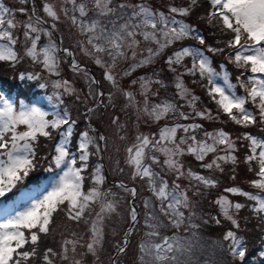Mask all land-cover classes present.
<instances>
[{
  "label": "snow or ice",
  "instance_id": "6c2138e0",
  "mask_svg": "<svg viewBox=\"0 0 264 264\" xmlns=\"http://www.w3.org/2000/svg\"><path fill=\"white\" fill-rule=\"evenodd\" d=\"M26 4L27 0H20ZM73 5V12L77 15H69L67 8L61 5L59 12H63L71 23L78 27L85 35L86 44L81 41V50L86 55L94 57L97 65L105 67L104 77L113 87L119 89L117 80L109 70L113 68L120 59H127V52L131 51V57L135 60L138 55L137 46L143 41L154 44L155 47L146 49L147 55L133 63L131 69L150 64L161 55L166 48L182 42L188 38L195 39L200 45H205V38L199 34L193 26L185 23L177 16L186 17L198 5V0H189L187 6H169L167 13L152 9L146 3H132L131 0H91L92 8L100 17H114L109 20V25H104L98 19L88 21L89 0H66ZM211 10L207 12L209 24L218 27L220 33L227 37L223 43L224 47H211L207 51L214 54H223L228 51V60L240 69L236 77V83L229 80L227 71H217L212 66V61L204 51L198 47L181 45L178 50L168 56L167 64L171 71L177 72L174 65L183 66L182 62L186 57L191 58V66L184 67V72L191 76L199 74L201 80L207 79V94L217 105V112H223L237 125L247 128L256 125L258 122L264 125V0H209ZM43 12L52 21L60 19L59 12L53 3L44 0ZM15 11L0 2V61L18 63L23 58L40 65L51 75L60 74V59L57 55L59 49L52 38V32L43 26L46 22L36 14L33 6L29 10L25 7L18 9L20 13L27 14L26 21H18ZM22 27L24 47L17 48L20 38L16 31ZM55 28L56 24L53 23ZM48 38L44 46H39L41 36ZM64 53L72 57L73 53L63 49ZM105 54L111 61L108 64L97 54ZM70 67L74 72L83 71L84 76L89 79L88 96H93L91 85L98 82L88 76L86 70L81 69L75 58L71 60ZM223 67V66H221ZM125 72V75H130ZM247 74V75H246ZM39 76L29 74L28 79H36ZM183 73L176 76L175 87L178 90L180 99L185 100L193 110V115L181 111L180 106L173 101H165L160 104L149 106L147 96L144 97L143 107L137 110L147 115L154 121L165 119L170 113L178 114L183 120L200 117L201 119H219V115L213 116L211 110H197L196 103L199 97L193 95L184 85ZM222 83L217 82V78ZM141 89L147 91L148 86L153 82L151 78L140 77ZM161 83L160 81H155ZM196 81H194L195 83ZM136 84L137 81H132ZM53 86L56 89H63L64 94H72L76 90L68 80H55ZM237 86L244 89L243 95L237 94ZM45 87V84H40ZM57 97L61 95L56 93ZM102 97L103 93H95ZM123 95L130 104H134V96L131 91H123ZM111 98V94H110ZM77 99H81L77 96ZM88 97H84L87 103ZM249 103L253 106L248 107ZM88 113L93 108L87 109ZM49 113L36 104H25L20 101L17 105L4 94L0 93V197H4L21 184L26 177L35 171L39 163L45 159L40 154L41 137L51 140L56 132L60 133V141L55 145V154L51 161L57 169H60L58 177L51 183V186L44 189L43 194L31 198L30 202L20 210H16L3 219H0V264H84V252L79 249H86L87 253L98 256L103 246L104 232L103 220L105 214L116 211L117 202L109 199L115 195L110 190H104L101 185L105 182V176L101 173L99 165L92 171L91 186L85 185V171L89 168V158L100 151L97 138L90 135L88 130L80 133L76 151L70 147V137L73 135V127L76 121L71 120L69 112ZM113 124L118 121L113 119ZM62 126L65 130L61 131ZM91 128V125H89ZM122 127V126H120ZM199 123H174L172 126L165 125L160 129L156 138L146 134H139L135 143L126 149L128 157L126 163L134 169L133 178L146 179L149 189L158 202V212L145 199V209H152L145 213V224L148 231L139 244L141 264H191L193 252L197 246L210 251L211 259H205L203 264H224L221 259H216L217 254L223 256L227 253L231 257L230 264H248L249 249L246 239L238 235L240 224L237 213L245 205L239 202H232L226 195L219 196L214 203L219 206L220 215L224 221L229 222L230 227L223 233L221 238L205 241L199 233L200 225L192 223L196 213L195 203L192 197L201 194L203 188H214L218 181L211 176L201 175L189 169L184 171L180 157L185 153L191 154L197 161H201V167L205 169H217L223 171L221 162L231 161L237 163L236 142L230 134L223 129L213 132H204L203 138L198 139L196 130L201 129ZM178 130L191 135L179 136ZM264 130V129H262ZM94 131V130H93ZM242 138L248 141L249 154L245 161L251 165L255 161L258 166L256 179L249 183L252 187L264 192V137H258L249 132L242 133ZM123 139V137H121ZM99 141L106 140L104 135H99ZM223 146V147H220ZM96 149L95 152L91 148ZM156 152L163 154L162 164L169 172L176 174V180L171 184L164 179L161 172L154 171V166L160 165V159ZM224 152V155L218 153ZM212 154L210 162H204L205 157ZM151 161V164L148 161ZM250 171L253 169L250 167ZM122 171V170H121ZM187 178L189 187L194 188L191 196L189 188L182 187L177 181ZM235 178V177H233ZM195 182V183H192ZM117 187L125 192H130L132 197L137 195L136 188H128L123 181ZM226 193L238 194L246 197L255 204L252 211L256 215L264 214V198L249 191H243L240 187L225 188ZM99 206L91 219V227L87 239L83 234L72 231L69 235L62 236L59 251L53 247H47L41 252L39 244L43 236L49 235L53 229L54 214L64 212L67 219L79 224L89 223L88 217L92 216L94 206ZM185 210H188L186 216ZM130 219L132 225L124 235L123 244L116 246L117 253H125L128 237L133 232L135 222L138 219L137 209L131 207ZM211 220L216 225H221L222 220L218 216H212ZM204 223H209L208 219ZM173 228L176 231L172 235H162V230ZM181 229L187 235H181ZM79 256L80 258H77ZM253 264L257 260L264 264V250L253 257ZM111 264H119L118 259H112Z\"/></svg>",
  "mask_w": 264,
  "mask_h": 264
},
{
  "label": "trees",
  "instance_id": "16d2710c",
  "mask_svg": "<svg viewBox=\"0 0 264 264\" xmlns=\"http://www.w3.org/2000/svg\"><path fill=\"white\" fill-rule=\"evenodd\" d=\"M132 3H146L148 6H150L152 9L164 11L167 13L169 6H176V7H182L187 6L189 3V0H131ZM211 10V5L209 3V0H198V5L192 10V12L186 16V17H180L177 16V19L183 20L185 23L193 26V28L203 37L205 38V45H200L199 42L195 39L188 38L182 42H177L176 44L170 46L169 48H166L164 52L157 56L152 63H154L153 66H149L145 69H142L140 67L135 68L134 70L131 69V66L134 62H131V59L128 57L125 61L127 64V72L130 71V75H128V79L130 81V84L134 85L137 88V99H138V106L140 108L143 107L144 97L147 96L149 106L152 104H160L165 101H173L177 103L180 106V110L188 113L189 115H193V110L188 106L187 102L185 100L180 99L178 95V90L175 87L176 84V76L178 73H183L182 79L184 81L185 87L190 89L191 93L193 95H196L199 97V100L196 103V109L197 110H204L209 109L211 110L213 116L219 115V119H201L200 117H194L193 119L189 120H183L182 118L178 117V114L170 113L165 119L154 121L150 119L147 115L146 118L155 122V132H160V129L163 128L165 125L172 126L174 123H199L202 125L201 129L196 130L195 135L198 139L203 138L204 132H213L217 129H223L224 131L228 132L231 136V138L236 142V151L233 153L237 157V163L233 164L231 161L224 163L221 162L223 171L217 170V169H205L201 167V161H197L195 157L191 154L185 153L180 157V161L183 164L184 171L187 172V170L191 169L192 171H195L201 175L205 176H211L214 177L218 181V185L214 188H203L201 186V194L192 197L193 202L195 203L194 211L196 213L195 217L192 220V223L199 224L200 229L199 233L204 237L205 241H211L213 239L221 238L223 233L230 227L229 222L224 221L223 217L220 215V209L219 206H217L214 201L221 195H226L229 200L232 202H239L241 204H244L245 207L240 209L237 213V219L240 224V228L238 230V235L243 236L246 239L247 247L249 249V260L248 264H253V257H258L259 249L264 245V214H260L259 216L254 214L252 211V207L254 206L255 202L249 200L246 197L240 196L238 194H232V193H226L224 191L225 188L228 187H240L243 191H249L253 194H257L264 198V192H261L259 189H256L252 187V185L249 183L251 180L256 179V171H258V166L255 161L251 162V165L245 161V157L249 154V149L247 147L248 141L244 140L242 138V133L249 132L253 135H256L258 137H264V125L259 124V122L256 125H250L247 128L237 125L234 122H232L226 114H224L222 111L217 112V105L215 104L214 100L211 99V97L207 94V88L205 85H207V79L201 80L199 77V74L196 76L188 75L184 72V67H190L191 66V58L186 57L184 61L182 62L183 66L181 65H174L176 67L177 72H173L170 70L168 64H167V58L168 56L172 55V53L179 49L181 45L183 46H190V47H198L201 48L202 51H204L205 55H208L209 58L212 61V66L216 68L217 71H227L229 73V80H231L234 84L236 83V77L240 74V69H237L234 64L230 63L228 60V51L226 50L223 54H214L207 51V48L209 46L211 47H224L223 43H217L218 41H224L227 39V37L223 36L218 27L215 25L209 24L207 19V12ZM111 19H114V17H111ZM102 24L109 25V21L101 20ZM110 26V25H109ZM71 29L74 31L75 29L78 30L79 28L71 24ZM83 37H80V42L83 41L86 43L85 35L82 34ZM137 39H139L142 43L140 45V51H144V45L146 47H155L154 44H151L150 42L143 41V37L138 36ZM90 47V46H88ZM104 60L106 62H110V59L103 53H101ZM144 53L140 54L141 57L145 55ZM79 60L81 62H84L88 65H90L93 70L99 69L101 70L102 67H96L95 65H92V62H95L91 56L86 55L84 52H81V54H78ZM92 61V62H91ZM131 62V63H130ZM223 66V67H221ZM9 67H12V63L9 65ZM13 73H3L0 72V93L4 94L7 98L11 99L14 103H19L20 101L24 102H30L34 98H37L40 94L45 93L48 95H51L53 100L58 101L60 108L59 112H63L65 109V104H68V99L66 95H64L63 90L61 89H55L52 91V88L47 87V79L45 81V87L41 88L40 84L41 82H33L32 79H28V73L26 70L19 72V69H16V67L12 68ZM247 75V74H246ZM61 77L64 76L65 79H70L71 74L70 72L66 71L64 74L60 75ZM140 77L151 78L153 81L147 88V91L144 89H141L139 86L140 84ZM137 81L136 84H133L132 81ZM160 81L161 83H156L155 81ZM194 81H196L194 83ZM230 81V82H231ZM107 83V82H106ZM240 95L244 94V89L239 88L237 86ZM61 90V91H60ZM60 92L61 95L59 98L57 97L56 93ZM85 103L84 101L80 102V104ZM89 105V104H88ZM248 107L251 109L253 106L249 103ZM71 120L76 121V125H80L84 127L85 130H88V124L86 123L85 119L82 117V115H76L74 116L72 113H70ZM98 116H102L101 113H98ZM78 117L81 119V124L79 122ZM105 119V117H104ZM105 122V120H104ZM103 122V124H104ZM98 123V122H97ZM109 123L111 126H113L111 122V118H109ZM101 124V126L103 125ZM82 131V130H81ZM89 133H92L90 130H88ZM178 137L179 136H185V135H191L192 133L185 134L182 130H178ZM156 136H158L156 134ZM60 138V133L56 132L53 135V138L48 141V147L51 151V153L55 152V145L57 143V140ZM40 139H44L41 137ZM40 154L41 156H44L45 149L42 146V141H40ZM223 147V146H220ZM47 149V150H49ZM219 155H224V152L218 153ZM157 156V155H156ZM161 164L154 166V171L161 172L164 179H166L169 184L173 180H176V175L172 174L170 175L166 170L167 167L162 164V161L164 159V156L161 154H158L157 156ZM213 158L212 154H209L205 157L204 162H210ZM47 158L43 159L39 163V168H37L35 171L30 173L28 177L25 178V180L18 184L15 189H13L12 192L7 193L4 197H0L1 204L7 208V209H13L17 203H19L18 199V192L21 189L25 188H31V189H37L43 185L45 182V178L49 175H53L56 173V170L53 168V162H50V165H47ZM151 164V161L149 162ZM89 167L92 166L91 169H94L97 165L101 168V173L103 174L101 161L99 159V156L91 157L88 161ZM252 168L253 170L250 171L249 168ZM84 175L89 177L91 174L89 173V169H87L84 173ZM104 175V174H103ZM235 177V178H233ZM146 182V179L142 181ZM182 187L189 188V195L194 191V188L189 187V180L185 178H181L177 181ZM195 183V182H192ZM148 185V184H147ZM90 186V185H89ZM140 186V184H138ZM150 190V189H149ZM140 196V195H139ZM191 196V195H190ZM140 201L137 203V207L139 210V217L135 223L134 232L135 234H131L127 243V248L125 253H122L116 257V259L119 260V264H141L140 260V252H139V244L141 240L144 238L145 232L148 231V228L145 224V213L146 211L152 210V209H145L144 201L145 199H148L151 201V204L155 207V210L158 212V202L155 199V196L153 195L152 191L150 190L148 193H145L141 198H138ZM1 213V212H0ZM94 210L92 212L93 216ZM185 214L187 216L188 210H185ZM92 216L88 217L89 220H91ZM212 216H218L222 220L221 225H216L214 221L211 220ZM208 219L209 223L205 224L204 220ZM83 223V222H81ZM64 228L62 227V230ZM176 230L169 227L162 230V235H172L173 232ZM181 235H187L183 232V229H181L180 232ZM68 235V234H49L47 236H43L42 234V240L39 244V248L43 247H50L49 245H56L58 246V243L61 242L60 239L62 236ZM84 238L87 239L89 234H83ZM210 251L205 246L203 249L197 246L193 252L191 264H203V261L205 259H211ZM106 256H100V258H96L95 263L100 264L105 263ZM217 261L219 262L221 259L224 261V264H230L231 257L227 255V253H224L223 256H220L217 254L216 256ZM111 264V260H110Z\"/></svg>",
  "mask_w": 264,
  "mask_h": 264
},
{
  "label": "rangeland",
  "instance_id": "374dc122",
  "mask_svg": "<svg viewBox=\"0 0 264 264\" xmlns=\"http://www.w3.org/2000/svg\"><path fill=\"white\" fill-rule=\"evenodd\" d=\"M7 1H9L13 6L10 8L13 10H16L15 16H16V19L18 21H26L27 20V14L20 13L18 11L19 8L25 7L27 9L28 8L32 9V7L34 6L36 8V14L39 15L40 17H42V19L45 20L49 24L50 27H52V24L55 23L56 24V27H55L56 30L55 31L58 33V35L60 37L61 47L67 46V47L71 48L73 50L75 60L77 62H81L79 60L78 54H81V52H84L81 50V43H80V37H83L82 33L80 32L79 29L78 30L75 29L74 31H72L71 20L68 17H66L63 12H59L61 5H63V7H65V8H67L69 11L73 6L71 3H67L66 0H48V2L53 3L56 6V9L60 15L59 20L52 21L51 18L47 17L46 14L42 10L43 0H28L29 2H27L26 4H22L20 2V0H7ZM0 2L4 3L3 0H0ZM4 4L6 5V3H4ZM88 9H89L88 10V16L90 18H101V19H105L106 21L111 20V17H100L96 11H91L92 9H91L90 4H88ZM69 15H73V12L69 11ZM212 25H214V23ZM22 32H23L22 27L16 31V35L20 38V44L17 45V48H19L21 50L24 47V40H23ZM47 42H48V38L42 35L41 41L38 42V45L42 47V46L46 45ZM141 43L137 46L138 55L135 58V60L131 57V51L129 50L127 52V57H129L131 59V62L139 63V60L141 58H143V56L141 57L140 54H142V53L145 54V52L140 51ZM84 44H85V46H87L86 43H84ZM146 49H147V47H146V45H144L143 50L145 51ZM57 55L60 59V75L64 74L66 71L70 72L71 77H70V79H68V81L71 83L72 87L76 90L72 94H64V95H66V97L68 99V104H65V109L68 110L69 115H70V113H72L74 116H76V115L80 116V114H81L82 117H85L88 120V125H91V128H94V126H96L99 129L100 134L104 135L106 137V140L103 141V145H104V152H105V158H106V166H107V171H108V175H109L110 180L113 181L116 179H120V180L125 181L127 183L135 184L137 186L138 198L139 197L141 198V196H143L145 193H148L150 191L149 187L146 184V182L142 183L143 179H140V178L134 179L133 178L132 173H133L134 169L131 165L126 163V160L128 157L126 154V144H124L122 142V140L119 138V133L109 123V118H112V114L121 115L120 123L122 126V130L124 132V135L126 136V140H127L128 144H134L135 138L139 134H146L149 136H153V134H154V136L156 138H158L159 132L158 133L155 132V131H157L154 128L156 125L155 122L147 119L145 114H143L142 112L137 110V107H139L138 106V99H137V96H138L137 91L138 90L134 85L130 84V81L128 79V75H125V72H127V69H128L126 61H125L126 59L118 60L116 65L113 68L109 69L112 72V74L114 75L115 79L117 80L120 90L113 87V85H111L110 82L106 83L105 80L101 76L102 84L100 83V85L104 91L113 90V93H112L113 100L110 101L107 104V106L105 105L104 109H102V107L100 105H94V107H92L93 112L88 113V111H87L88 104H90V105L93 104L97 98V96L95 95V93H97L96 88H95V84L91 85V89L93 91V96H88V93L90 90L89 89V79L84 76L83 71L74 72L72 70V68L70 67V64H71L70 60L65 53L60 54L58 52ZM97 55H99L101 57V59L103 61H105L101 53L97 54ZM146 55H147V52L144 56H146ZM91 58L94 60V57L91 56ZM94 63L95 62H92L93 66H94ZM107 63L110 64L111 61L107 62ZM10 64H11V62L0 61V72L11 74V73H13L12 68L16 67V69L20 70L19 71L20 73H21V71L23 72L25 70L30 74L38 73L39 76L36 79H32V81L33 82H39V83L41 82L42 84H45L44 80L47 79L48 80L47 81V87L52 88V91L56 89L53 86V81H55V80L63 81V78H64V76L61 77L59 75L56 76V77H58V78H56L55 76L47 73L40 65L34 64L30 60V58H23L18 63H15V64L12 63V67H9ZM153 65H154V63H150V66H153ZM148 66H149V64L144 65L140 68L145 69ZM136 68H138V67H136ZM81 69L85 70L82 67H81ZM88 76L91 77L89 75V73H88ZM97 77H98V75H97ZM217 82L222 83V80H220V78L218 77ZM139 86H140V84H139ZM61 90H63V89H61ZM125 90L131 91L133 93V96L135 98L134 104L136 106H133V104H130L128 99L123 95V91H125ZM77 96H80L81 99L78 100ZM84 97H88L87 103L80 104V102L84 101ZM48 98H50L53 101V98L51 95H48ZM44 102L48 105V107L42 106V103H44ZM55 102H57V101H55ZM18 104L19 103H17V105ZM25 104H36L39 107L43 108L45 111L47 109L48 110H55V105L51 104V102L48 99L45 100L44 96H41L37 99L32 100L30 103L28 102ZM102 111L104 112V116H98V113H101ZM110 111H112V113H110ZM104 117H105V119H104ZM102 118H103V120H105V122L101 126L100 119H102ZM78 119L80 122L81 119L79 117H78ZM80 124H81V122H80ZM91 128H90V130L92 131V136L97 138V142L99 144L98 136H97L96 132L93 131V129H91ZM83 131H85V129ZM156 134L158 136H156ZM40 141H42V146L46 150L44 153V156L47 158L46 159L47 165H50L51 164L50 162H52L51 156L54 155L55 152L51 153V151L48 147V141L49 140L44 138V139H40ZM99 147H100V145H99ZM47 149H49V150H47ZM91 151L95 152L96 149L94 147H92ZM158 154H161V153H159V152L155 153V155H158ZM161 155H163V154H161ZM93 156H95V157L100 156V151L98 153H96L95 155H91L90 158ZM91 168H92V166L90 165V167L88 168L90 174H92V171L94 170ZM166 171L170 175H172V174L176 175L174 172H169L168 170H166ZM57 177L51 179L48 187L51 186V183ZM91 184H92V181H91V179H89V175H88L87 179L85 181V185L87 187L89 185L91 186ZM138 184H140V186H138ZM108 187L111 188L112 191L114 190V186H112V185L108 186V184L106 183V180H105L104 184L101 185V188L104 190H107ZM42 194H43V192L39 195H42ZM190 195H191V193H190ZM21 196H22V200H23V205L21 206V208L26 206V204L30 202L31 198L38 197L35 195H31L30 192H26V191L22 192ZM130 196H131L130 192H125L122 189V193L115 194L114 196L109 197V199H112V200L117 202V206H116V211L114 213L105 214V219L103 220V232H104L103 246H102L101 250L99 251L98 256H93L92 254L87 253L86 249H79V251L85 253L83 256L84 264H96L95 263L96 258L99 259L101 255L106 256L105 263H103V264H110L111 256H112L113 252L115 251L116 246L118 244L122 243L121 233H122L123 229L129 223V221L131 220L130 214H129L130 209H131V206L129 204ZM139 201H140L139 199L135 200L136 205ZM21 208H19L18 210H20ZM4 210H5V207L3 205H0V212H3ZM97 211H99L98 205L94 206V213H93L92 218L94 217L95 212H97ZM62 227L64 228L63 230H62ZM90 227H91V220H89L88 224L81 223V222L79 224H77L76 222L68 220L66 215L64 214V212H57L54 214V222L51 225V228L53 229V231L50 234H68L69 235L72 231H75L79 234H89L88 230ZM131 234H135L134 230ZM64 236H66V235H64ZM129 237H128V239H129ZM61 240H62V237H61L60 241ZM59 245H60V242L58 243V246H56V245H49V246L53 247L55 250L59 251ZM45 248H47V247H43V248H39V249L42 252L43 249H45ZM77 258H80V257L77 256ZM257 262H258V260H257ZM58 264H62V262H58ZM98 264H100V262Z\"/></svg>",
  "mask_w": 264,
  "mask_h": 264
},
{
  "label": "water",
  "instance_id": "95a60500",
  "mask_svg": "<svg viewBox=\"0 0 264 264\" xmlns=\"http://www.w3.org/2000/svg\"><path fill=\"white\" fill-rule=\"evenodd\" d=\"M100 98L101 97H98V100H100ZM134 199H135V197H131V201H130V204L133 206V207H135L134 206ZM136 208V207H135ZM132 225V222H130V224L128 225V227L123 231V233H122V239L124 240V235H125V233H126V231L128 230V228L130 227ZM116 254H118L116 251H115V254L114 255H116ZM113 258H114V256H113Z\"/></svg>",
  "mask_w": 264,
  "mask_h": 264
},
{
  "label": "flooded vegetation",
  "instance_id": "af4514ba",
  "mask_svg": "<svg viewBox=\"0 0 264 264\" xmlns=\"http://www.w3.org/2000/svg\"><path fill=\"white\" fill-rule=\"evenodd\" d=\"M43 2H44V0H43ZM129 145H132V144H129Z\"/></svg>",
  "mask_w": 264,
  "mask_h": 264
}]
</instances>
